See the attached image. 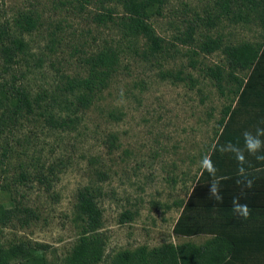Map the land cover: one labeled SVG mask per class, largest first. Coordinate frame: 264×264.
Returning <instances> with one entry per match:
<instances>
[{
    "label": "rangeland",
    "instance_id": "obj_1",
    "mask_svg": "<svg viewBox=\"0 0 264 264\" xmlns=\"http://www.w3.org/2000/svg\"><path fill=\"white\" fill-rule=\"evenodd\" d=\"M224 1L160 0L148 21L164 50L151 55L145 39L122 29L123 10L114 1L0 0V24H9L26 45L9 70L0 59V82L22 87L33 103L43 97L41 108L34 104L32 115L8 120L0 131V203L14 201L36 215L26 226L12 220L0 231V244L41 243L49 247L48 259L62 262L83 227L75 207L86 186L101 192L105 255L207 239L179 238L171 230L206 165L222 110L234 106L237 95L234 82L224 78L220 90L205 73L213 65L227 73L221 50L204 55L196 45L205 37L220 39L222 47L264 42L256 19L233 22L232 14L223 15ZM108 10L113 20L97 23L95 16ZM23 16L36 23L29 32L15 23ZM189 27L194 41L184 45L179 38ZM108 48L115 49L117 64L107 86L88 109H75L63 87L85 78L86 61ZM41 112L74 123L54 129ZM39 173L47 184L38 181ZM124 211L133 221L119 222Z\"/></svg>",
    "mask_w": 264,
    "mask_h": 264
},
{
    "label": "trees",
    "instance_id": "obj_2",
    "mask_svg": "<svg viewBox=\"0 0 264 264\" xmlns=\"http://www.w3.org/2000/svg\"><path fill=\"white\" fill-rule=\"evenodd\" d=\"M111 1L123 10L119 24L126 34L145 39L147 51L151 55L163 52L164 40L148 21L157 12L160 0ZM224 2V16L232 14L230 19L233 22L246 23L254 18L264 36V0ZM233 7L236 9L233 10ZM112 17V12L108 10L107 13L97 14L95 21L105 23L112 21ZM15 23L26 32L36 25L28 16L17 19ZM179 40L184 45L193 42V28H187L184 37ZM196 46L199 53L204 55L221 50L227 62V73L220 65L207 68L205 73L220 90L224 78L234 82L237 95L235 105L225 106L222 110L218 122L220 130L207 157L215 171L207 168V159L191 191L180 203V212L171 230L179 238L202 236L207 239L199 245L191 242L176 245L166 243L151 248L139 246L134 250L125 249L113 255H105L106 239L100 232L103 213L97 200L101 192L86 186L78 191L75 207L83 227L62 262L56 263L47 258V245L20 241L8 247L0 244V264H264V160L257 159V156H264V42L222 47L220 39L205 37ZM25 47L24 41L13 35L9 24H0V59L5 70L18 62ZM86 62L89 67L87 76L68 80L62 89L74 97L70 105L79 110L88 109L95 94L107 86L108 78L117 64L116 51L113 48L103 49ZM240 73L242 77L238 75ZM9 89L13 94L9 95ZM40 100L43 97L37 96L33 103L22 87L13 83L7 86L5 82H0V131H3L8 120L15 123L23 114L32 115L35 107L41 108ZM40 114L54 129L70 128L74 123L71 117ZM245 134L261 142L255 154L245 149ZM239 153H243L242 161L237 160ZM2 156H5V151ZM38 176L40 183L47 184L46 175L39 173ZM20 179L25 180L26 176L21 173ZM247 180L252 181L250 188L237 183ZM213 183L216 184L214 195ZM235 197L240 198L241 204L248 205L247 217L233 212L232 202ZM12 202L14 204L10 207L0 203V231L14 219L21 226H26L36 218L30 209ZM133 219V213L124 211L119 222L125 224Z\"/></svg>",
    "mask_w": 264,
    "mask_h": 264
},
{
    "label": "clouds",
    "instance_id": "obj_3",
    "mask_svg": "<svg viewBox=\"0 0 264 264\" xmlns=\"http://www.w3.org/2000/svg\"><path fill=\"white\" fill-rule=\"evenodd\" d=\"M244 141H245V145H244L245 149L251 154H255L257 152V150L261 147V142L259 140H253L247 134H245ZM257 159L258 160H264V156H257ZM237 160L238 161L243 160V153H239L237 155ZM203 163H204V161H203ZM207 168L212 172L215 171L214 168H212L211 161L209 159H208V167ZM237 183L238 184L243 183L245 185V187H248V188H250L252 186L251 180L237 181ZM215 190H216V184L213 183L212 184L213 195L215 194ZM232 210L234 213H236L242 217H247L249 215L248 205L247 204H241L239 197L233 198Z\"/></svg>",
    "mask_w": 264,
    "mask_h": 264
}]
</instances>
